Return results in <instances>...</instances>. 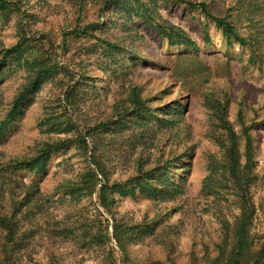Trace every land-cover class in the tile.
I'll use <instances>...</instances> for the list:
<instances>
[{"label": "rangeland", "instance_id": "374dc122", "mask_svg": "<svg viewBox=\"0 0 264 264\" xmlns=\"http://www.w3.org/2000/svg\"><path fill=\"white\" fill-rule=\"evenodd\" d=\"M5 1L6 15L0 0V59L22 38H34L41 43L38 48L56 52L61 69L71 66L78 74L70 76L62 70L0 138V177L9 175L11 161L36 159L45 142L60 148L45 160L44 173L28 167L19 171L26 183L36 181L41 193L18 215L20 246L12 244L6 253V232L0 229V264H211L223 242L225 222L234 228L243 209L237 189L221 170L225 155L213 138L206 95L224 104L228 121L241 137L243 153L251 141L253 178L246 208L253 213L249 219L253 238L264 235V0H121L110 8L106 0ZM187 3L205 4L213 15L228 16L238 35L254 46L256 64L250 63L249 47L228 38L200 7L192 9ZM144 4L154 25L166 22L182 29L198 48L172 46L140 16ZM98 22L102 25L97 31L92 27L80 36L73 34L77 24ZM103 40L120 45L121 54L113 58ZM128 56L135 59L136 67L126 60ZM3 69L0 128L26 77L13 63ZM82 79L91 80L80 87L73 115L77 127L108 123L101 130L103 145L89 156L77 144V130L62 133L66 126H45L46 117L62 113L67 85ZM135 88L142 90L152 111L145 115L150 119L147 126H140L142 118L135 111L124 122L115 114L116 103L130 99ZM158 115L174 125L158 123ZM50 128L54 130L47 132ZM144 156L161 158V164L180 160L167 176L170 185L182 187L181 193L161 198H150L140 190L129 197L116 194V203L108 210L97 193L67 195V188L88 167L95 168V161L107 165L106 179L112 184H124L136 177L137 162ZM211 171L216 185L206 192ZM100 188L101 184L98 193ZM25 195L22 192L19 198ZM27 211L30 217L25 216ZM116 225L122 226V236L127 233L124 249Z\"/></svg>", "mask_w": 264, "mask_h": 264}, {"label": "trees", "instance_id": "16d2710c", "mask_svg": "<svg viewBox=\"0 0 264 264\" xmlns=\"http://www.w3.org/2000/svg\"><path fill=\"white\" fill-rule=\"evenodd\" d=\"M6 3L5 0H2L1 11L5 15L9 12V6ZM111 4L120 5L121 0H106V7ZM187 4L192 9L200 7L208 18L212 19L219 27L225 30L224 34L228 38H236L241 45L249 47L253 54L250 63L256 64L258 57L256 56L254 46L249 43L246 38H242L238 35L233 24L228 22V16L222 18L213 15L205 4ZM141 9L142 14H140V16L145 18L147 22H151L155 30L164 36L172 46H185L187 51L196 50L198 48L197 44L182 29L171 26L166 22H164V24L157 23L154 25L153 15L147 4L142 5ZM101 25L102 23L99 22L84 27L77 24L76 28L73 30V34L80 36L85 34L87 30L92 29V27L94 31H97ZM106 26L107 25H105V27ZM95 36L99 38L96 33ZM102 43L103 46L113 53V58L121 54L122 49L120 45L107 40H103ZM39 44H41L39 40L24 37L15 46L6 50L4 56L0 59V72H2V74H5V69L3 68H7L9 64L13 63L21 67L26 75L25 82H23L18 89V95L12 102L11 110L2 121L0 138H3V135L8 132L9 126L20 121L25 114L27 105L29 106V104L32 103L36 94L43 89L44 85L51 81H56L59 76L63 74L62 70H64L66 75L71 76L78 74L75 71L76 69H72L71 66L67 67L66 71L65 69H61L59 67V62L56 61L58 58L56 52L54 51L52 54L48 51H43L41 46L38 48ZM130 59L134 62L133 66L136 67L137 63L135 59L129 56L126 57V60ZM118 64H121V66L124 65L123 62ZM104 67L107 70V66L104 65ZM90 80L91 79H82V81L75 80L73 81L75 84L72 86L69 83V85H67V91L63 94L64 99H62V102H64V104H60L62 106V113H52V115L45 118V126L50 125L52 128H62L66 126L64 129H61L62 133L77 130L76 132H79L77 144L87 156H89L90 153L93 154L96 152L99 144L103 145L104 141H102L100 137L101 130L108 126V123H101L100 125L89 127V129L85 126L82 130L80 126H78L79 128L77 127L74 121L75 118L73 115L76 109L75 106L77 102L80 101L79 91L81 84L84 85ZM60 90L64 91L65 89L62 87ZM141 93L142 90L140 88H135L132 91L130 99L116 103L114 106L115 114H117L121 122H124V118L129 116L130 112L135 111L137 112V117L142 118V121L139 123L141 127L147 126L150 123V119H147L145 115L152 111L148 109L146 105L147 101L143 100ZM204 98L205 101H207L208 109L211 110L210 118L213 119L212 126L215 129L213 138L225 155L221 170L226 180L232 183L233 189H237V198L241 200L240 203L243 209V213L234 228L231 229V224L225 222L223 242L218 245V255L211 264H264V235L258 240L253 238L250 231L251 223L249 222L253 213L246 208L249 203V199L247 198L248 185L253 178L251 141L247 142L243 153L241 150V137L236 132L233 125L228 121L222 101L219 98L213 99L210 95H206ZM128 105H130L131 108H128ZM71 110L73 112L70 113ZM156 118L157 122L160 124L174 125L173 120L166 121L161 115H158ZM125 127H122V129ZM52 128L47 132H52V130H54ZM81 132H85V134L82 135ZM88 139L91 140L93 147L90 145ZM97 140L98 142L96 143ZM91 147L93 149H91ZM57 149L60 148L56 147L55 144L45 142L39 150L40 155L36 159H33V161H20L15 159L8 165L9 175L7 177H0V229L6 232L4 236L6 253L12 250L9 249L12 244L15 246H20L21 244L18 241L20 240L18 231L20 228V218L18 217L20 211H24V207L28 205L31 206L36 194L41 193V188L37 185V182L26 183L20 178L19 171L28 167L32 170H37L38 168L37 172L44 173L46 171V169L43 168L45 160L49 159ZM161 163V158L149 160L145 156L141 157L137 162L136 177L128 179L124 184H112L109 178L106 179L107 165L95 161V168L88 167L87 170L81 174L78 181L73 183L72 187L67 188L66 192L67 195L72 197L92 196L97 193L99 202L105 210L110 209V207L116 203V194L122 197H129L136 195V191L140 190L150 198H161L181 193L182 187H177L175 184L170 185L167 176V172L172 170L174 166L176 167V164L181 163L180 160L178 162L170 160L165 164ZM213 172L211 171L209 175V184L204 185V190L206 192H212V185H216L214 179H212L216 176H214L215 172L214 174ZM100 176H102L103 179H101ZM100 184L101 188L98 193L97 188ZM22 192L26 194L24 199L19 198ZM25 216L30 217V212L27 211ZM121 227V225H116L115 232L119 245L124 249V241L126 240L125 236H127V233H124L122 236ZM129 230L134 232L135 228Z\"/></svg>", "mask_w": 264, "mask_h": 264}]
</instances>
